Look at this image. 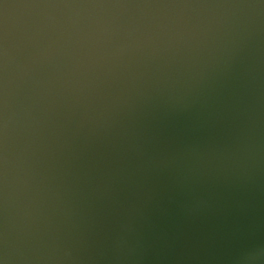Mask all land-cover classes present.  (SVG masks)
<instances>
[{"label": "water", "instance_id": "water-1", "mask_svg": "<svg viewBox=\"0 0 264 264\" xmlns=\"http://www.w3.org/2000/svg\"><path fill=\"white\" fill-rule=\"evenodd\" d=\"M0 264H264V0H0Z\"/></svg>", "mask_w": 264, "mask_h": 264}]
</instances>
